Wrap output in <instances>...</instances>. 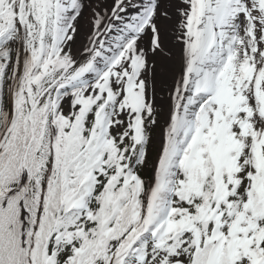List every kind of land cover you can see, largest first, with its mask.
Instances as JSON below:
<instances>
[{
    "label": "snow or ice",
    "instance_id": "1",
    "mask_svg": "<svg viewBox=\"0 0 264 264\" xmlns=\"http://www.w3.org/2000/svg\"><path fill=\"white\" fill-rule=\"evenodd\" d=\"M0 264H264V0H0Z\"/></svg>",
    "mask_w": 264,
    "mask_h": 264
}]
</instances>
